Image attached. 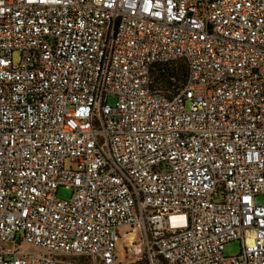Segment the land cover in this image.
<instances>
[{
    "label": "built area",
    "instance_id": "2783aa9c",
    "mask_svg": "<svg viewBox=\"0 0 264 264\" xmlns=\"http://www.w3.org/2000/svg\"><path fill=\"white\" fill-rule=\"evenodd\" d=\"M260 194L264 0H0V264H264Z\"/></svg>",
    "mask_w": 264,
    "mask_h": 264
},
{
    "label": "trees",
    "instance_id": "16d2710c",
    "mask_svg": "<svg viewBox=\"0 0 264 264\" xmlns=\"http://www.w3.org/2000/svg\"><path fill=\"white\" fill-rule=\"evenodd\" d=\"M187 75V67L183 61H178L172 66H168L164 71L159 70L157 77L161 80L164 89H168L172 85H178Z\"/></svg>",
    "mask_w": 264,
    "mask_h": 264
},
{
    "label": "rangeland",
    "instance_id": "374dc122",
    "mask_svg": "<svg viewBox=\"0 0 264 264\" xmlns=\"http://www.w3.org/2000/svg\"><path fill=\"white\" fill-rule=\"evenodd\" d=\"M14 59L16 62L19 60L18 52H15ZM110 102H114V99L111 98ZM71 194H72L71 189L66 188L65 186H60L57 190L56 195L59 198H69ZM257 198L262 204H264V194H260ZM240 250H241V244L238 240L229 241L225 244V249H224L225 255H236L240 252ZM121 253H123L122 250H121ZM141 264H146L144 258Z\"/></svg>",
    "mask_w": 264,
    "mask_h": 264
},
{
    "label": "bare ground",
    "instance_id": "6f19581e",
    "mask_svg": "<svg viewBox=\"0 0 264 264\" xmlns=\"http://www.w3.org/2000/svg\"><path fill=\"white\" fill-rule=\"evenodd\" d=\"M137 235H138V232H137V230H136V231L133 232L132 234L128 235L127 238L130 239V240H132V239L136 238Z\"/></svg>",
    "mask_w": 264,
    "mask_h": 264
}]
</instances>
